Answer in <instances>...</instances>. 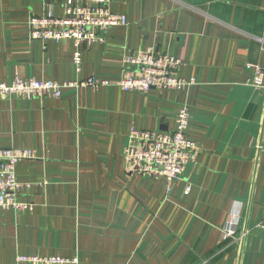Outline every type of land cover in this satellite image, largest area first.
<instances>
[{"label":"crops","instance_id":"crops-1","mask_svg":"<svg viewBox=\"0 0 264 264\" xmlns=\"http://www.w3.org/2000/svg\"><path fill=\"white\" fill-rule=\"evenodd\" d=\"M65 1L0 0V83L96 76L111 85L66 88L59 99L0 96V149L35 154L16 165L29 185L19 201L32 211L0 210V264H264V74L255 89L245 68L264 73V0H110L128 25L82 47L79 71L71 41L28 32L31 17H59ZM151 47L179 59V76L195 84L122 91L123 57ZM182 107L196 151L167 192L163 178L128 172L123 149L130 129L173 131ZM235 210L241 227L219 249Z\"/></svg>","mask_w":264,"mask_h":264},{"label":"built area","instance_id":"built-area-1","mask_svg":"<svg viewBox=\"0 0 264 264\" xmlns=\"http://www.w3.org/2000/svg\"><path fill=\"white\" fill-rule=\"evenodd\" d=\"M110 0H66L59 17L51 13L31 17L28 22L29 37L40 41H71L73 44L72 63L80 70L82 47L104 43L101 34L114 27L128 25L126 17L111 13ZM122 70L116 85L124 92L147 93L150 90H185L195 84L193 79L179 76L182 63L166 52L148 48L125 55ZM253 74V87H263V69L256 64H246ZM110 82L96 76L88 77L81 85L16 78L11 83H0V96L21 95L26 98L59 99L66 88L88 87L96 90L110 86ZM188 108L182 107L175 115L176 127L170 132L130 129L127 134L123 156L130 173L147 178H163L167 192L175 182L184 177L186 167L193 163L196 145L187 135L190 124ZM35 158L30 149H0V210L14 212L32 211V205L19 201L21 191L29 185L18 181L16 165ZM190 187L185 190L188 193ZM240 217L232 212L225 223L223 241L233 239L238 232ZM19 264H80L78 258L59 256H18Z\"/></svg>","mask_w":264,"mask_h":264},{"label":"rangeland","instance_id":"rangeland-1","mask_svg":"<svg viewBox=\"0 0 264 264\" xmlns=\"http://www.w3.org/2000/svg\"><path fill=\"white\" fill-rule=\"evenodd\" d=\"M189 167H190V165H188V166L186 167V172L188 171ZM184 176H185V174H184ZM240 227H241V225H238V228H240Z\"/></svg>","mask_w":264,"mask_h":264},{"label":"trees","instance_id":"trees-1","mask_svg":"<svg viewBox=\"0 0 264 264\" xmlns=\"http://www.w3.org/2000/svg\"><path fill=\"white\" fill-rule=\"evenodd\" d=\"M226 242H227V241L223 242V244H221V246L219 247V249H220V248H221ZM219 249H218V250H219ZM213 253H214V252H213ZM213 253H211L210 255L212 256ZM210 255H209V256H210Z\"/></svg>","mask_w":264,"mask_h":264}]
</instances>
